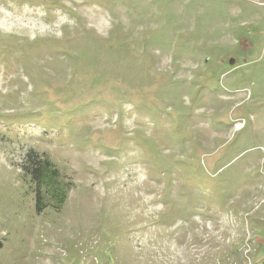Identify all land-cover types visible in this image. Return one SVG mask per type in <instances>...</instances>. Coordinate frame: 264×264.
I'll return each instance as SVG.
<instances>
[{"label":"rangeland","instance_id":"374dc122","mask_svg":"<svg viewBox=\"0 0 264 264\" xmlns=\"http://www.w3.org/2000/svg\"><path fill=\"white\" fill-rule=\"evenodd\" d=\"M0 264H264V0H0Z\"/></svg>","mask_w":264,"mask_h":264},{"label":"trees","instance_id":"16d2710c","mask_svg":"<svg viewBox=\"0 0 264 264\" xmlns=\"http://www.w3.org/2000/svg\"><path fill=\"white\" fill-rule=\"evenodd\" d=\"M30 164L27 168L31 173L33 179L39 183H43L47 177H49L50 168L52 170V164L48 160H44L36 154L31 153L29 156ZM50 178V177H49ZM58 191V190H57ZM38 204L41 203V196H38Z\"/></svg>","mask_w":264,"mask_h":264}]
</instances>
